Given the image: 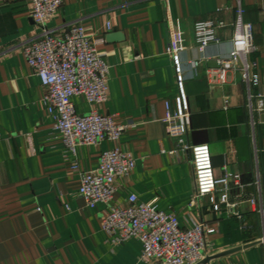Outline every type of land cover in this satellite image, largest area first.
Masks as SVG:
<instances>
[{"label":"crops","instance_id":"obj_1","mask_svg":"<svg viewBox=\"0 0 264 264\" xmlns=\"http://www.w3.org/2000/svg\"><path fill=\"white\" fill-rule=\"evenodd\" d=\"M239 7L253 27L257 51L249 61L261 71L262 85L249 89L239 71L229 72L224 84L209 80V93L189 96L188 140L210 147L217 180L228 173L240 183L232 179L227 192L219 185L193 206L191 156L168 134L166 103L175 102L179 78L185 84L209 79L216 59L230 55ZM31 12L28 0H0V264H145L141 242L111 245L102 227L107 207H88L79 194L80 174L71 171L72 155L43 105L46 89L23 53L39 35ZM201 21L228 24L204 53L194 36ZM74 25L99 43L111 66L108 101L93 105L77 97V111L135 125L117 143L79 147L81 171L96 170L105 150L130 153L136 167L117 180L113 205L126 206L134 194L174 214L183 229L206 223L212 231L205 259L253 244L200 264H264V112L255 98L264 93V0H66L49 28L65 35ZM223 196L242 218L228 213Z\"/></svg>","mask_w":264,"mask_h":264},{"label":"built area","instance_id":"obj_2","mask_svg":"<svg viewBox=\"0 0 264 264\" xmlns=\"http://www.w3.org/2000/svg\"><path fill=\"white\" fill-rule=\"evenodd\" d=\"M31 18L39 29L38 37L23 48L29 67L39 77L46 94L43 105L53 122V129L63 138L67 151L72 155L71 171L81 177L79 194L88 207L103 204L107 207L102 217V227L108 242L118 246L131 239L142 244L139 261L145 264H200L209 251L207 236L212 231L206 223H194L183 229L174 214L158 210L152 204L131 195L126 206H115L113 200L119 189L117 180L128 177L136 167L134 157L120 148L102 152L99 167L82 172L77 158L81 146H100L104 142L117 143L121 136L134 124L118 125L112 116L97 112L81 114L74 100L84 98L89 104L102 105L109 98V74L111 66L106 55L97 49L99 44L81 25L70 27L65 35H57L49 23L60 13L66 0H28ZM239 18L234 25L233 51L228 57L216 59L218 67L209 71V80L224 84L231 71H239L249 89L262 85V73L249 56L257 51L253 27L242 20L243 10L239 7ZM228 27L224 21H201L195 24L194 36L201 53L214 43L220 42L218 33ZM111 29V25L107 27ZM175 58L172 41L168 49ZM200 62H193L197 70ZM177 65V64H176ZM178 95L174 103L167 102L166 121L169 136L178 142L179 148L191 156L195 177V193L191 205L196 206L207 196L217 192L222 185L225 192L230 189L232 179L240 183V176H226L217 180L211 150L208 145H192L189 140L191 113L185 82L180 78ZM254 96H251L253 98ZM257 109L264 112V93L256 97ZM173 151L172 154H176ZM223 204L231 216L242 218L236 204L222 197ZM256 205L254 199L250 200ZM264 214V205L259 208ZM264 242V240H263Z\"/></svg>","mask_w":264,"mask_h":264},{"label":"water","instance_id":"obj_3","mask_svg":"<svg viewBox=\"0 0 264 264\" xmlns=\"http://www.w3.org/2000/svg\"><path fill=\"white\" fill-rule=\"evenodd\" d=\"M185 90H186V93L188 96L207 94L210 91L209 79L206 77L202 80L190 81L185 85ZM251 246H253V244L246 245L245 247H239V248H235V249L226 251V252L221 253L215 257H207L206 259H204V261H202V263L210 262L214 258H219L222 256H228V255L237 253V252L241 251L242 249H247Z\"/></svg>","mask_w":264,"mask_h":264}]
</instances>
